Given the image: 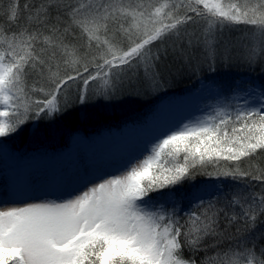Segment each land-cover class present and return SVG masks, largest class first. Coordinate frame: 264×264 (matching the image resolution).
<instances>
[{
  "label": "snow or ice",
  "instance_id": "6c2138e0",
  "mask_svg": "<svg viewBox=\"0 0 264 264\" xmlns=\"http://www.w3.org/2000/svg\"><path fill=\"white\" fill-rule=\"evenodd\" d=\"M61 4L65 27L59 29L53 25L52 38L66 47L62 35L69 29H79L81 37L87 33L91 59L85 57L81 67L73 69L76 75H72L68 71L51 72L48 60L37 59L38 51L36 55L29 51L17 58L15 48L10 45L8 52H0V138L15 134L28 121L51 119L59 113L61 105L67 103L65 94L77 80L80 86L90 87L91 82L100 78L101 94H104L103 88L113 86L127 70L141 63L150 69L154 60L167 54V50L161 51L158 46L154 52V41L164 42L173 37L177 42L186 40L172 52L182 60H190L187 49L200 41L187 33V26L208 20L206 12L217 17L214 22L218 24L257 25L260 30L254 33V39L264 49V4L250 12H241L234 4L226 8L220 0L211 3L210 0H172L171 4L160 7L149 4L148 9L154 7L155 14L149 11L143 26L125 31L123 47L114 36L108 35L122 29L121 18L112 14L113 9H118L117 4L110 0L87 7L81 0H61ZM163 9L167 11L161 15ZM9 18L19 19L15 4L9 8ZM100 33L106 38L101 39ZM36 39L35 35L30 36L32 42ZM202 43L204 63L213 72L218 53L211 38L206 37ZM8 55L9 62L5 63ZM255 55L253 50L250 59ZM260 61L264 64V53ZM26 77L32 81L27 90L23 87ZM207 88L201 82L200 91ZM89 98L82 93L77 95L81 104ZM233 100L236 101L234 112L218 106L214 114L210 112L194 123L184 122L155 135L150 154L130 161L117 174L94 180L93 176L104 171L93 173L85 168L79 174L68 171L35 183L25 180L22 186L10 185L15 206L0 210V264H264V248L259 249L260 258H257L253 238L228 249L224 254L226 260L197 259L198 252L207 250L205 238L218 236L221 217L226 221L223 234L229 237L232 227L240 233L241 228L237 227L240 222L245 231L264 224V170L240 171L237 167L223 171L219 167L220 160L239 161L257 149H264V84L237 92ZM197 175L237 181L248 177L247 183H258L259 192L253 185L242 196L245 205L241 206L239 220L235 212L230 214L216 207L215 186L210 184L192 185L187 197L195 208L187 211L186 217L180 215L185 210L174 204L154 203L153 194L155 200L163 201L167 197L171 201L174 193L165 190L185 180L194 181ZM33 189L45 194L69 192V195L55 199L47 195L34 197ZM197 209H203L199 216ZM195 224L198 227L194 232ZM185 250L190 253L188 258L184 256Z\"/></svg>",
  "mask_w": 264,
  "mask_h": 264
},
{
  "label": "trees",
  "instance_id": "16d2710c",
  "mask_svg": "<svg viewBox=\"0 0 264 264\" xmlns=\"http://www.w3.org/2000/svg\"><path fill=\"white\" fill-rule=\"evenodd\" d=\"M119 1L110 0L111 3L122 8V10H112L113 15H118L121 18L122 29L119 32H109L108 35L114 36L123 47L126 39L125 31L136 30L132 10L137 11L138 5L135 6L136 8L131 5L123 6ZM91 2L92 0H81L84 7H87ZM166 2L171 4V0H166ZM99 3H105V0H97L95 4ZM221 3L226 6L223 0ZM13 4L17 6L19 13V19L16 20L9 18V8ZM231 4L236 5L243 12V10L253 8L259 9L263 2H253L250 6L234 1L229 3V5ZM24 5L30 7L25 9ZM125 9H128L129 14L124 11ZM164 11L162 10L161 15ZM206 16L209 17L208 20H201L195 26L191 24L187 26V33L193 35L195 40L200 41L187 49L191 53L190 60H182L174 56L172 52L173 48L182 47L186 40L177 42L173 37L164 42L154 41L153 51L155 52L156 46H158L161 51L167 50V54L161 56L160 60H154L150 69L141 63L134 69L127 70L113 86L103 88L104 94H101L103 81L100 78L91 82L90 87L80 86L79 80H77V84H74L65 94L64 99L67 103L61 105L59 113L53 114L51 119L41 118L35 122L28 121L22 126L21 131L12 134L9 139L4 141L17 149H26L27 154L37 155L42 152L55 154L69 147L77 135L88 137L104 133L112 134L121 131L128 125L137 123L143 125L153 113L157 102L188 93V91L197 88L201 81L212 83L222 94L226 93L227 88L235 87L243 77H249L253 83L264 84V70H262L264 64L260 61V55L264 53V50L256 49L255 57L250 59L253 51L252 43L257 41L254 39V33L259 32V27L242 22H227L223 27H219V24L214 22L218 19L217 17H212L207 12ZM57 17H59V22H57ZM53 25L59 29L65 27L61 0H0V52H8L10 45L15 48L17 58L29 51L36 55L38 51L40 56H37V59L43 57L48 60L51 72L62 74L68 71L70 74L76 75L73 69L80 68L85 57L91 59L88 34L84 33L81 37L79 29L76 31L69 29L67 34L62 35L63 44L66 47L60 46L59 41L52 38ZM31 35L37 37L35 42L30 40ZM100 35L101 39L106 38L102 33ZM206 37L212 39L218 53L213 72H209L206 63H204L205 48L202 42ZM6 59L9 62L10 55L6 56ZM32 79L34 80L35 77ZM31 83L32 81L26 77L23 85L25 90ZM159 85H163V87H158ZM78 93L90 98L86 103L81 104L77 101ZM38 98L33 97V99ZM219 167L223 171H233L237 167L240 171L264 170V149H257L256 153L241 157L239 161L220 160ZM209 170H211V166H209ZM206 178L216 177L197 175L194 181L185 180L172 189L188 192L193 184L198 185ZM220 178L225 179L224 195L226 198L220 195L221 198L218 197V201L221 202H216V207L224 208L230 214L235 212L237 220H239L241 206L245 205L242 196L247 195L253 185L259 192V185L255 181L247 183L248 177H244L240 181L228 177ZM229 201L233 202L229 204ZM201 211L203 209H197L196 215L199 216ZM180 215L186 217L187 212L181 211ZM225 223L226 221L221 217L220 227L217 229L218 236L210 235L205 238L207 250L197 253L198 261H207L210 257L226 260L227 257L224 254L228 249L237 243H244L248 238L255 240L256 249L254 251H256L257 258H260L259 249L264 248V235H262L264 224H257L252 231H245L243 222H240L237 224V227L241 228L240 233H237L236 228L232 227L230 228L231 237H229L223 234ZM195 227H198V224L194 225V232ZM209 245L212 246L209 247ZM184 256L188 258L190 253L185 250ZM232 258L235 259V257Z\"/></svg>",
  "mask_w": 264,
  "mask_h": 264
},
{
  "label": "rangeland",
  "instance_id": "374dc122",
  "mask_svg": "<svg viewBox=\"0 0 264 264\" xmlns=\"http://www.w3.org/2000/svg\"><path fill=\"white\" fill-rule=\"evenodd\" d=\"M96 1L97 0H92L91 4L92 3L95 4ZM223 1L226 3V6H225L226 8L231 1L246 3L247 6H250L253 2H258V3L263 2L264 4V0H223ZM119 2L123 6L131 5L135 7L136 5H138L137 11L135 9L132 10L133 12L132 16L135 18V23H134L135 26L137 25L143 26V24L149 18V11L152 14L155 13L154 7L151 8L150 10L148 9L149 4H154L155 7H160V5L168 3L166 2V0H120ZM211 2H214V1L210 0V3ZM171 3H172V0H171ZM115 10H122V8L118 7V9H115ZM124 11H126V13L129 14L127 12L128 9L127 10L125 9ZM245 11L250 12V10H243V12ZM141 13H143V15H141ZM230 24L233 25L232 23ZM223 25H225V23L219 24V27H223ZM252 44H253L252 45L253 50L256 51V49H259V50L262 49L258 41H256L255 43L253 42ZM7 62H8L7 59H5V63ZM204 83L208 85V88L203 91H200L201 89V82H200L199 88L195 89V91L194 90L188 91V93H185L184 95H179V96L172 97L169 99L165 98L157 102L153 113L150 115L147 122L144 123L143 125L137 123V124L129 125L122 131L114 133V135H109V134L103 135L101 139L104 142L109 141V139L115 141V139L118 136H121L125 139V140L123 139L117 140L118 142V144L116 142L117 146L113 145L111 147V149L114 151L111 153L112 155L108 154L106 156L107 161L109 160L108 158L110 156L114 158L115 157L114 155L118 157V160H122L117 165L118 166L117 171L105 172V173H109L108 175L117 174L119 170L123 168L125 165H127L130 161L138 157L146 158L147 154H150V148L156 140V137H153V135L155 136L158 134V131L156 130L157 126L154 125L156 123H154V120L152 118H156V121L171 118L172 120H174V125L173 123H171V126H172L171 129H173V128L179 127L184 122L194 123L198 121L202 116H206L210 112L214 114V109L218 106L223 107L225 111L234 112L235 107H236V101L233 100V96L237 92L246 90L247 87L259 85L257 82L253 83L249 77L248 78L243 77L236 84V86L232 88L233 90L231 88H227L226 93L222 94L220 90L216 86H214L212 83H206V82ZM224 94L225 96H223ZM21 130H22V127L20 128L19 131ZM159 132H160V129H159ZM144 134H146V136H144ZM7 139H9V136L5 138H0V168H5L8 170H12V169L16 170L19 168L20 163H22V161L28 162L30 160L40 161L42 159H50V158L52 159L54 156L63 153V152H58V154L56 153L47 154V153L42 152L37 155H34L33 153L27 154L26 149H20V148L17 149L15 147L10 146L9 143H6L4 141ZM80 140L85 143H90L89 145H91L92 143L99 142L98 137L96 135L94 136L91 135L88 137L80 136L78 139H75L74 141H80ZM55 172L58 174L59 170L55 171L53 169L51 172L52 176L55 175ZM46 177H50V176L45 175L44 177L42 175L39 178L44 179ZM94 177L99 178L100 176H94ZM201 184H210V185L215 186L214 188L215 195L213 197L214 200L217 199L215 202H221V201H218L219 198L225 197L224 195L225 179L224 178H220V177L206 178L200 181L198 185H201ZM165 191L173 192L174 198L171 201H169L167 197H165L163 201H160V200H155L156 194H153L154 203L158 204V203L163 202L169 205L174 204L177 206L178 209H183L186 212L191 211L195 207V204L187 197V193L189 191L179 192V191H174L173 189H166ZM42 194L43 196L47 195V198H50V199L56 198L55 195L54 197H51L50 194H45V193H42ZM220 195L222 196L219 197ZM2 196L3 198L5 197L9 200H6V202H0V210H2L4 207L15 206L14 202L12 201V198L10 197V193L2 194ZM34 197H41V196L35 195Z\"/></svg>",
  "mask_w": 264,
  "mask_h": 264
},
{
  "label": "bare ground",
  "instance_id": "6f19581e",
  "mask_svg": "<svg viewBox=\"0 0 264 264\" xmlns=\"http://www.w3.org/2000/svg\"><path fill=\"white\" fill-rule=\"evenodd\" d=\"M162 124H163V125L160 124V132H162V131L164 130L163 128L165 127V124H164V123H162ZM157 131H158V134H159V133H160V132H159V129H158ZM153 137H156V136L153 135ZM112 152H114L112 149H111V150H110V149H108V150L98 149V150H96V152L94 153V155H96V156H94V158H92V157H90V156H86V155L84 154V152L78 154V158H79V160H78V162H77V164H76V167L78 166V164H79L80 167H78V168L76 169L77 174L80 173V170H81V169L86 168V167H93V168H95V166H103V167H107L106 164H108V163H110V162H112V161H107L106 156H107L108 154L112 153ZM113 164L116 165V161H115V160L113 161ZM90 169H91V168H89V170H90ZM106 169H107V172H110V171L112 170V166H109V167H107ZM72 172H73V171H72ZM93 173H94V172H93ZM41 176H42V175L40 174V175L37 176V177L39 178V177H41ZM2 183H3V182H2ZM13 183H15L16 185H18L15 179H14V182H13V181L10 182L11 185H12ZM3 186H5V185H3ZM3 186H2V187H3ZM80 187H83V185H81ZM76 191H78V188L76 189ZM65 193L69 195V192H65ZM51 194H52V193H50V195H51Z\"/></svg>",
  "mask_w": 264,
  "mask_h": 264
}]
</instances>
